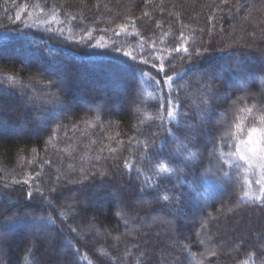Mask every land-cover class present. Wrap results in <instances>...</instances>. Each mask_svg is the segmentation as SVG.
<instances>
[{
  "label": "trees",
  "instance_id": "obj_1",
  "mask_svg": "<svg viewBox=\"0 0 264 264\" xmlns=\"http://www.w3.org/2000/svg\"><path fill=\"white\" fill-rule=\"evenodd\" d=\"M145 12L149 15L144 16ZM72 16L76 19H70ZM121 24L126 26V32L120 31ZM88 30H92L93 44L103 37L102 43L131 52L135 61L124 57L130 65L149 59V64L140 67L153 76L156 69L152 64L158 66L156 57L163 55L166 71L175 76L173 89L188 83L192 93H196L197 69L189 71L188 59H181L185 55L182 51L171 55L168 52L182 44L190 52L199 50L201 55L193 57L192 62L223 72L231 85L226 89L231 95L217 96L212 121L202 126L217 140L223 135L226 122L241 115L239 109L253 104L264 107V0H0V80L9 76L16 80L15 84L0 82V101L8 121L6 127L0 128V197L5 208L19 201L18 206H30L37 215L50 213L53 217L54 224L42 228L39 246L34 249L37 264H172L178 254L183 264H197L200 253H204V264H242L249 251L259 253L264 207L252 198L238 199L243 191L258 194L255 181L261 178L259 169L236 171L225 166L232 174V182L226 184L212 176L198 179L194 199L186 202L175 217L161 208L158 199H139L138 189L144 177L135 170L128 173L123 162L139 159L142 148L137 141L155 140L157 143L148 149L150 159L140 165L146 170L151 168L157 163L156 150L167 137L165 129L175 130V124L165 119L161 125L157 117L162 98L150 86L144 85L141 98L134 101L131 93L136 90L138 69L130 67L124 79L129 93L106 87L104 72L113 63L109 57L122 56L123 51L77 44ZM105 52L108 55H97ZM237 64L246 70L245 87L251 95L239 90L240 80L234 72L225 71ZM64 65L70 78L79 82L73 88L68 110L45 112L44 120H54L53 123H33L35 113L27 122L20 119L31 108L25 107L21 97L43 96V85L35 81L57 79ZM157 79H163V73ZM21 85L31 87L21 92ZM164 90L167 91L166 86ZM12 92L15 94H5ZM178 94L181 115L189 114L184 123L198 125L192 100L183 89ZM240 96L246 99L238 101ZM62 99L66 101L67 94ZM36 107L40 109L39 101ZM176 134L184 140L186 128ZM197 139L207 167L203 135ZM212 146L210 142L206 145L208 149ZM172 147L164 151V156ZM220 147L228 151L226 144ZM197 156L199 164V152ZM198 164L197 177L203 172ZM82 169L88 178L82 183H70L82 179ZM101 171L105 173L103 177L99 175ZM92 173L96 175L93 177ZM248 180L251 185L246 183ZM192 181L193 176L186 177L187 183ZM37 187L54 207L42 203L35 192ZM52 187L57 191L49 192ZM30 191L31 200L27 196ZM73 199L80 201L79 207L62 220L59 212L66 210ZM117 199L131 203L135 209L124 217L129 219L128 224L115 214ZM209 213L218 219H210ZM154 220H172L176 232ZM202 221L208 223L205 231H201ZM70 227L77 228L80 236L72 233ZM16 231L25 229L17 227ZM197 232L201 233L199 239L205 240L204 245L196 243ZM64 237L73 240L80 249L79 255L64 246ZM178 241L189 244L196 257L178 253L174 247ZM25 247L18 238L11 249L0 251V264H10L25 255L27 259L22 264H33ZM211 250L217 254L209 256Z\"/></svg>",
  "mask_w": 264,
  "mask_h": 264
},
{
  "label": "snow or ice",
  "instance_id": "obj_2",
  "mask_svg": "<svg viewBox=\"0 0 264 264\" xmlns=\"http://www.w3.org/2000/svg\"><path fill=\"white\" fill-rule=\"evenodd\" d=\"M43 11V9H41ZM149 13L145 12L144 16H148ZM19 19V16H17ZM55 20V14L52 17ZM70 19H76L75 16L70 17ZM47 22V21H45ZM160 27V25H157ZM121 32H126L127 28L124 24L118 26ZM61 34L63 29H59ZM106 31V30H105ZM118 34V33H117ZM181 39H183V34H181ZM93 35L92 30H88L84 35L80 37L77 44H83L86 47L95 48H110L112 52H122L120 47L114 44L102 43L101 40H97L95 44L92 43ZM164 51V50H162ZM183 52L185 55L181 59L187 58L189 62V71L192 69H197V85L196 93L189 91V84H179L176 89H173L175 84V76L169 75L165 69V57L163 55L157 56L156 59L159 61V65L153 63L152 67L156 69V75L153 76L149 72H145L141 64H149V59H141L139 64L130 65L128 60L124 57L130 58L132 61L136 60V57L132 55L129 51H123L122 56H110V60L113 62L109 65L104 72L106 77V87L112 89L113 91L121 93H129L130 89L124 83V79L130 67L138 69L139 79L136 82V90L131 94L134 97V101L141 98V89L144 85L150 86L155 92L159 93L161 96V101L159 103L160 114L157 117L161 121V125L167 119L169 122L175 124V130L171 127L166 128L167 137L156 150L158 153L157 163L152 165L151 168L145 169L140 166L145 160H149L151 153L148 149L156 144L157 141H137L138 147L142 148L139 154L138 160L125 159L123 162V168L131 173L135 170L138 176H143L144 180L138 189L141 201H147L149 199H158L162 209H167L175 217L176 212H178L183 205L194 199V194L196 188L194 187L197 180H202L206 177L212 176L218 182L223 184L232 182V174L230 171L225 169H235L239 171L241 168L247 169H259L261 171V178L255 181V184L259 185L258 194L250 193L249 191H243L238 195V199L243 201L248 198H252L255 202H258L262 207H264V107L258 108L256 104L251 107H246L239 109L241 115L234 116V119L227 121L224 127L223 135H221L218 140L215 139L207 129H202L204 124L211 123L212 113L214 111L213 104L216 102L217 96L221 95H231L226 89L231 87L227 82V79L223 72H217L215 68L209 65L207 68L198 67L197 64L192 62L193 57H199L201 52L199 50L189 51V48L185 45H180L172 48L168 54L171 55L173 52ZM97 55H108L105 53H97ZM63 71L58 74L57 79L49 78L47 83L43 81H35V83L42 84L43 88L41 91L44 93L43 96L35 95H25L22 96V102L26 108L31 106L29 111H26L23 116H19L24 122H27L30 118L31 113H35L32 120L33 123H53L54 120H44L45 112H50L55 109H61L67 111L72 104L73 88L77 86L79 82L75 79L70 78L68 74L67 66L64 65ZM225 71L236 74V78L240 80L239 90L246 92V95H251L247 93L245 87L247 83L246 70L239 64L234 68L225 69ZM163 73V79H157ZM179 75V74H177ZM10 82L12 84L16 83L13 77H5L0 82ZM219 81V83H217ZM165 86L167 91L165 92ZM25 87H31V85H21L20 91L23 92ZM56 88V92H52L51 89ZM183 89L185 96L192 100L194 106V117L199 120L198 125L185 124L184 118L189 114L180 113V97L179 90ZM35 93V89H32ZM174 92L176 94H174ZM264 93V89H262ZM8 95H14L15 93H5ZM67 94L68 99L65 101L62 99V95ZM238 101H244L246 96H240L237 98ZM39 101L40 109L38 110L36 105ZM236 104V101L233 102ZM51 106L50 108L47 106ZM137 112L140 111L138 107ZM6 109L2 101H0V128H4L7 125V119H5ZM222 116L226 114H221ZM143 122V121H142ZM64 127L63 125L59 126ZM76 126H74L75 128ZM186 128V135L184 140L176 134L180 128ZM59 130V129H57ZM153 136L159 135V133H153ZM203 135V140L205 142L204 151H207V161L208 166L205 167L203 160V152L200 151V141L197 139ZM51 140V137H50ZM187 142H184V141ZM212 143V148L208 149L206 147L207 143ZM122 143V142H121ZM226 144L228 151H223L220 145ZM173 146L171 150L168 151V155L164 156V151ZM111 152H115L116 149H109ZM199 152V164L198 156ZM219 153V155L217 154ZM99 159V157H98ZM203 169V172L196 176V166ZM71 167V165H69ZM82 179L70 180V183H82L83 179L88 178V173L84 172L82 169ZM93 177L96 173L91 174ZM101 177L105 175L103 171L99 173ZM187 176H193L192 183L186 182ZM60 177H57L59 180ZM15 183H21V181H15ZM23 183H28V181H23ZM247 184L251 185L252 181H246ZM185 189H187L185 191ZM49 192H55L57 189L52 187L48 190ZM42 198V203L47 204L49 207H54L52 200L48 199L47 194L42 191L39 187L35 189ZM28 199L33 198V192L27 193ZM10 199V198H9ZM80 201L73 199V201L66 205V210H61L59 212L60 218L67 219L69 215L76 211L79 207ZM118 208L116 211L117 216H121L124 219V223L128 224L129 219L124 218L130 212L135 211L131 203L124 204L122 201L117 199ZM19 201L15 204H10L5 208V203L3 198L0 197V251L5 249H11L15 244L16 240L21 239L26 247L25 253L31 254L33 257V264H37L35 260L34 249L39 246V241L41 238V230L47 225L51 226L54 224V219L49 213L48 215H37L35 209H30V206H18ZM150 206V205H149ZM232 211L231 208L228 209ZM40 211H43L40 209ZM138 215V213H137ZM209 218L212 220L218 219L216 216H212L209 213ZM154 223H159L161 225H167L168 230L176 232L175 225L172 220H154ZM17 227H22L25 231L18 233L16 231ZM94 227V225H89V228ZM208 229V223L202 221L201 231ZM70 231L75 233L77 237L80 236V232L77 228L70 227ZM138 232L139 229H136ZM200 232H197L196 243L200 245L205 244V240L199 239ZM47 239V236H45ZM118 239V238H117ZM209 239L211 235L209 234ZM63 244L66 248L74 250V255L80 254V249L75 246L73 240L69 237L63 238ZM174 247L177 249L178 253H188L190 257H196V253H192L190 245L183 242H177ZM259 253L256 251H249L247 253V259H245L242 264H264V235L260 237ZM129 253H125L128 255ZM217 253L215 250L208 252L209 256H215ZM200 259L197 264H204V253L199 254ZM27 259V255L20 257L16 261L10 262V264H22L23 260ZM172 264H183L181 256L178 254L172 258Z\"/></svg>",
  "mask_w": 264,
  "mask_h": 264
}]
</instances>
